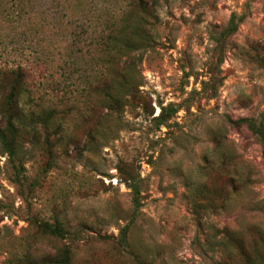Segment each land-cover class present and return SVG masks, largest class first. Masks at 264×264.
Instances as JSON below:
<instances>
[{"label": "rangeland", "instance_id": "rangeland-1", "mask_svg": "<svg viewBox=\"0 0 264 264\" xmlns=\"http://www.w3.org/2000/svg\"><path fill=\"white\" fill-rule=\"evenodd\" d=\"M25 5L31 25L21 23ZM125 10L124 0H0V71L26 72L17 154L0 145V264L64 247L70 264H245L226 233L262 264L253 250L264 251L261 148L228 120L264 123V0L159 1L157 21L141 23L148 43L117 56L133 85L115 92L99 85L98 43ZM231 14L244 20L217 55L213 39ZM209 80L211 97L201 91ZM103 88L120 101L113 111ZM7 93L0 85V102ZM50 111L53 127L29 125ZM52 219L66 239L31 224Z\"/></svg>", "mask_w": 264, "mask_h": 264}, {"label": "trees", "instance_id": "trees-1", "mask_svg": "<svg viewBox=\"0 0 264 264\" xmlns=\"http://www.w3.org/2000/svg\"><path fill=\"white\" fill-rule=\"evenodd\" d=\"M125 1V12L119 21L108 20L104 24L105 36L101 37V43H98L101 53L102 66L99 73V85H118L115 92L121 90L130 92L131 77L127 72L125 75H119L114 68L117 56L129 52L135 45L143 46L148 43V34L142 28L141 23H146L145 18H152L157 21L155 14L156 7L161 0H124ZM167 1V0H163ZM33 10L30 6L25 5L23 7V15L20 16L21 23L24 25L32 24ZM244 20V16H237L231 14L225 27L222 29L217 38H214V53L219 55L222 50L224 40L231 37L236 33L238 25ZM132 35V37H129ZM136 39V41L134 40ZM110 69H112L110 71ZM115 70V73H114ZM114 75L110 80V76ZM120 79V80H119ZM26 82V72L24 68L18 66L15 69L0 71V85H9V93H7L2 101L0 102V120L3 121V126L0 128V145L9 158L14 157L17 154V142L20 138L21 128H25L22 125V118L20 115V97L24 92V85ZM215 85H210L208 82H203L201 85V91L208 92L211 97L215 94ZM112 89L103 88L101 104L105 109L110 111L115 110V105L119 106L120 101L112 95ZM175 113L173 109L161 108L160 113L153 118L154 122L158 127L164 126L170 119L171 114ZM29 125L33 123H41L49 129L53 127L55 120V113L41 112L38 115H31L29 118ZM231 125H242L244 126L252 136L257 140L261 148V156L264 161V123L261 119L254 118H243L238 121L228 120ZM60 128V127H58ZM127 187L131 188L133 194V205H137L138 190L134 183ZM264 209V208H263ZM31 224L37 229V231L43 235L58 240H64L67 238L69 233L63 228L62 223L58 219H52L49 221L44 220H33ZM128 226L123 228L120 232L118 244L124 246L125 234ZM225 238L228 242L232 243L233 246L238 250L241 259L245 264H250L251 254L247 252L242 244L231 234L226 233ZM231 247V246H230ZM255 255L261 256L262 264H264V251L259 253L256 245L253 246ZM232 262V261H231ZM229 257L226 258L224 264H231ZM7 264H70V250L66 247L59 250L57 254L51 257L35 259L29 254H24L19 258L8 260ZM253 264V261H252Z\"/></svg>", "mask_w": 264, "mask_h": 264}]
</instances>
